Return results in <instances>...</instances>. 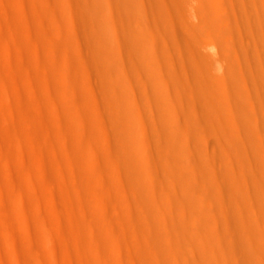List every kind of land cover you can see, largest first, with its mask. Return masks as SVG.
Segmentation results:
<instances>
[{
    "label": "bare ground",
    "instance_id": "1",
    "mask_svg": "<svg viewBox=\"0 0 264 264\" xmlns=\"http://www.w3.org/2000/svg\"><path fill=\"white\" fill-rule=\"evenodd\" d=\"M179 4L0 0V264H222L233 217L264 246V0Z\"/></svg>",
    "mask_w": 264,
    "mask_h": 264
},
{
    "label": "rangeland",
    "instance_id": "2",
    "mask_svg": "<svg viewBox=\"0 0 264 264\" xmlns=\"http://www.w3.org/2000/svg\"><path fill=\"white\" fill-rule=\"evenodd\" d=\"M182 0H170L171 10L173 12H178L180 10V2ZM242 3L236 2L233 4V18L232 20L238 21L241 25V32L240 34H245L247 32V26L245 25V20L243 17L242 12ZM181 6L186 9V3L181 4ZM178 23L179 21H175ZM175 29V33H178L177 35V44L179 48L181 46L185 47V41H183L184 32L182 31V27L177 24ZM246 38V37H245ZM248 41L242 40V45H245ZM244 60V69L246 70V78L249 84L250 89L253 91V88L256 89L257 86V65L255 60V54L253 51L247 53ZM255 60V64H254ZM183 87L185 92L188 94H192L193 96L199 95V89L194 85L193 81L185 76L183 78ZM250 113H254V107L250 109ZM201 111H196L192 113L194 117L201 116ZM255 122V119L250 122L251 125ZM198 124V123H197ZM201 128H204L203 125L198 124ZM238 223L236 219L233 217L231 220V223H229V226L235 230V233L232 231L229 235V240L227 242V245H222L220 248H218L214 255L212 256L213 262H220L222 264H264V246L259 245L261 249H254L251 246L243 245L237 241V237L240 235V226H236ZM177 255L181 259H186L187 254L182 253L183 251H175Z\"/></svg>",
    "mask_w": 264,
    "mask_h": 264
}]
</instances>
